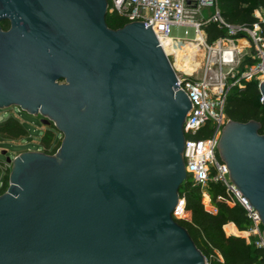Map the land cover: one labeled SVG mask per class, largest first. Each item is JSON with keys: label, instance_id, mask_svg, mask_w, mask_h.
<instances>
[{"label": "water", "instance_id": "water-1", "mask_svg": "<svg viewBox=\"0 0 264 264\" xmlns=\"http://www.w3.org/2000/svg\"><path fill=\"white\" fill-rule=\"evenodd\" d=\"M106 13V0H0V110L61 135L53 154L6 157L0 264H207L173 217L191 103L150 25L111 29ZM260 127L228 120L217 152L264 239Z\"/></svg>", "mask_w": 264, "mask_h": 264}, {"label": "built area", "instance_id": "built-area-1", "mask_svg": "<svg viewBox=\"0 0 264 264\" xmlns=\"http://www.w3.org/2000/svg\"><path fill=\"white\" fill-rule=\"evenodd\" d=\"M107 11L115 12L127 23L139 21L151 27L159 45L167 56L176 76L178 90L183 91L191 103L183 124L185 138L182 157L186 177L201 190L203 208L216 213L206 189L214 181L224 188V194L217 199L227 205L238 203L245 210L250 226L245 231L229 232L227 236H242L247 243L264 250L262 226L257 212L250 207L236 187L231 183L228 169L218 156L217 143L221 130L228 119L224 114L227 96L246 82L264 80V9H257L253 16L256 21L251 27L230 25L220 16L214 5L215 0H106ZM191 6L198 11L213 7L215 12L205 19L194 20L186 17ZM214 21L224 28L225 35L211 43L206 41L202 25ZM238 39L246 42L244 53ZM187 61L190 71L176 67V57ZM200 56V57H199ZM200 73V76H197ZM210 122L211 134L196 139L195 133ZM173 217L184 219V198H178ZM229 225L228 223L223 228Z\"/></svg>", "mask_w": 264, "mask_h": 264}, {"label": "trees", "instance_id": "trees-1", "mask_svg": "<svg viewBox=\"0 0 264 264\" xmlns=\"http://www.w3.org/2000/svg\"><path fill=\"white\" fill-rule=\"evenodd\" d=\"M214 5L226 23L251 27L256 21L253 13L257 9H264V0H215ZM105 22L111 29H118L127 23L124 18L109 11L106 13ZM0 24L3 29L8 28L7 21H2ZM202 30L209 43L225 35L224 28L218 26L214 21L202 25ZM260 99L258 82L254 80L246 82L227 96L224 114L228 120L232 121L255 120L259 122L261 124L259 133L264 135V106ZM211 131L212 126L208 122L193 137L196 139L206 138L211 134ZM56 133L57 131L50 123L43 130L40 146L34 150L39 149L44 153L53 154L60 144L59 140H51L52 135ZM0 134L17 139L27 135V132L23 123H19L15 118H9L0 124ZM189 137L191 135L185 134V138ZM8 173L9 171L3 170L0 165V194L7 188ZM206 189L211 205L216 208V213H211L203 208L200 188L191 184L187 177L179 187L178 196L184 198V210L190 214V217L189 219L174 217L177 223L187 230L196 247L204 255L206 263L264 264L262 248L254 246L252 242L247 243L242 236H227L223 232L222 228L227 223L234 224L238 231H245L249 228L250 220L243 207L238 203L227 205L224 201L217 199L218 196L224 194V188L218 182L207 183ZM232 224L226 225L225 230L229 226L235 229Z\"/></svg>", "mask_w": 264, "mask_h": 264}, {"label": "rangeland", "instance_id": "rangeland-1", "mask_svg": "<svg viewBox=\"0 0 264 264\" xmlns=\"http://www.w3.org/2000/svg\"><path fill=\"white\" fill-rule=\"evenodd\" d=\"M215 12L213 7L202 8L198 11L192 9L191 6H188L186 9V17H191L194 20H201L207 17H210ZM179 55V56H178ZM180 59V53L177 54ZM200 57V56H199ZM178 71L184 69L183 67L177 66ZM200 76V73L197 75ZM233 90L232 92H234ZM9 118H15L21 121L26 129L27 135L21 137L20 139L7 137L4 138L0 135V165L3 170L9 171L10 164L6 163V157L13 158L17 156L23 149L26 147L29 150H33L34 148L40 146V138L43 135V130L45 129V125H42L40 119L36 116L29 115L24 111L17 109L16 107L7 110H0V124L4 123ZM61 140V135L57 132L56 134L52 135L51 140ZM27 151V150H24ZM184 215V214H183ZM190 214L186 212L184 219H189ZM225 235L228 232L236 233L235 229L232 226L226 228H222ZM237 229V228H236ZM238 230V229H237ZM239 232V231H238ZM238 234L237 236H239Z\"/></svg>", "mask_w": 264, "mask_h": 264}, {"label": "crops", "instance_id": "crops-1", "mask_svg": "<svg viewBox=\"0 0 264 264\" xmlns=\"http://www.w3.org/2000/svg\"><path fill=\"white\" fill-rule=\"evenodd\" d=\"M236 44L237 45H239L240 47H241V49H242V51L244 52V53H246L247 52V50L245 49L246 48V42L244 41V40H242V39H238L237 41H236ZM19 121V120H18ZM19 123H22L21 121H19ZM2 137H3V135L2 134H0ZM8 136H4V138H7ZM18 139H20V138H18ZM26 150H29V148L28 147H26L25 148ZM34 150V149H33ZM37 150H39V149H37ZM24 151V150H23ZM40 151V150H39ZM228 224H232V223H228ZM235 228H236V226L234 225V224H232Z\"/></svg>", "mask_w": 264, "mask_h": 264}, {"label": "bare ground", "instance_id": "bare-ground-1", "mask_svg": "<svg viewBox=\"0 0 264 264\" xmlns=\"http://www.w3.org/2000/svg\"><path fill=\"white\" fill-rule=\"evenodd\" d=\"M178 56L176 57V65L183 67L186 71H190V68H191L190 64L187 61L180 62V59Z\"/></svg>", "mask_w": 264, "mask_h": 264}]
</instances>
